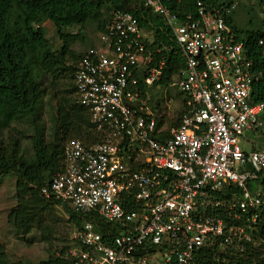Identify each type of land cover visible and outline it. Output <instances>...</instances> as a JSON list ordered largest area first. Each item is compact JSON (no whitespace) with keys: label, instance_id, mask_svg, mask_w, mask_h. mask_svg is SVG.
Returning <instances> with one entry per match:
<instances>
[{"label":"built area","instance_id":"2783aa9c","mask_svg":"<svg viewBox=\"0 0 264 264\" xmlns=\"http://www.w3.org/2000/svg\"><path fill=\"white\" fill-rule=\"evenodd\" d=\"M141 1L164 17L183 58L170 83L182 96L179 123L157 126L146 88L165 62L154 65L134 14L115 10L100 48L73 73L74 95L103 139L69 140L62 170L41 193L97 213L119 233L103 238L85 222L67 256L73 264H254L244 255L248 244L264 243L250 233L264 214V145L251 144L263 138L264 101L249 100L260 73L227 23L237 2L209 8L196 0L197 16L180 23L168 0ZM257 11L264 20V0ZM232 185L239 195L218 197Z\"/></svg>","mask_w":264,"mask_h":264},{"label":"trees","instance_id":"16d2710c","mask_svg":"<svg viewBox=\"0 0 264 264\" xmlns=\"http://www.w3.org/2000/svg\"><path fill=\"white\" fill-rule=\"evenodd\" d=\"M232 1L207 0L206 3L213 8ZM165 5L180 23L189 14L192 18L197 16L196 0H168ZM237 8L238 5L227 17V23L236 33L237 40L243 43L245 55L253 64L252 69L260 73L259 80L252 85L249 100L251 103L261 102L264 101V43L259 44V40L264 42V21L258 18L259 25L253 24V28L238 27L234 21ZM248 8L249 12L257 13L254 7ZM115 10L134 14L139 26L149 35L147 48L154 56V65L164 60L161 77L146 91L157 117V126L167 123L168 127H176L179 117L169 118L161 111L163 95L159 91L153 93V89L170 86L183 67V58L175 52L172 28L163 16L146 7L141 0H0V183L7 175L15 177L16 204L7 215V222L15 235L36 232L40 240L51 244L52 234H58L53 212L56 208L66 214L72 232L82 229L85 222H92L95 231L103 238L111 239L119 233L115 225L106 222L97 213H78L70 204L41 193L42 187L62 170L64 150L69 140L77 139L88 146L103 139L102 133L91 123L89 111L78 103L74 95L75 65L86 52L78 54L71 50V44L83 38L79 32L74 33L69 29L74 26L80 29L87 23H96L98 31L102 32ZM103 14H107L108 20L102 18ZM46 22L55 27L61 41L56 48L47 38ZM69 58L72 66L66 65ZM46 73L63 78L64 88L60 94L55 87H44L41 81ZM142 78L140 74L138 79L145 89ZM47 103L51 107L48 134L44 120ZM25 130H29L30 134L27 135ZM24 138L31 143L32 156L25 153L22 144ZM260 142L259 146L262 147L264 134ZM240 192V188L232 185L223 188L218 197L227 199L230 194L239 195ZM244 222L240 220L235 223ZM247 230L250 229L247 227ZM250 233L255 238L259 236L264 239V214ZM59 240L66 239L60 236ZM73 246H77L74 239L71 245L51 249L47 258L36 262H13L8 259L4 247L0 246V264H73L67 256V250ZM201 252L205 254V260L211 257L208 248ZM244 256L247 257L246 262L264 264V243L248 244Z\"/></svg>","mask_w":264,"mask_h":264},{"label":"rangeland","instance_id":"374dc122","mask_svg":"<svg viewBox=\"0 0 264 264\" xmlns=\"http://www.w3.org/2000/svg\"><path fill=\"white\" fill-rule=\"evenodd\" d=\"M238 2V8L234 13V21L238 27L241 28H253V24L259 25V14L249 12V4L256 2L254 0H233ZM102 18H107V14H103ZM261 19V18H260ZM108 20V18L106 19ZM45 27L47 28V38L50 40L53 48H56L60 43V39L56 34L55 27L50 23L46 22ZM98 25L96 23H87L80 29L76 26L71 27V32H79L83 39L76 40L70 46L71 50L75 53L83 54L91 49L100 48V31H98ZM67 66H72L73 62L69 58L66 62ZM42 84L46 88H53L58 91V94L63 90L62 84L64 83L63 78H55L52 74L46 73L42 78ZM161 92L164 101L161 102V111L166 113L169 118L179 117L181 97L175 87L169 86L167 88H155L153 93ZM73 95V94H72ZM49 102V98L46 99ZM46 101V102H47ZM51 104V102H50ZM54 104V101L52 102ZM47 103L45 106L44 120L46 125V133L48 134L51 126L50 116L51 110ZM164 113V114H165ZM25 133L30 134L29 130H25ZM252 136V135H250ZM253 137V136H252ZM255 139V138H254ZM256 141V140H255ZM23 148L27 156H32L33 150L29 139L24 138L22 140ZM241 147L249 149L250 144L244 141H240ZM15 177L13 175H7L3 178L0 183V246L4 247L5 253L11 261L15 262L18 260H28L36 262L40 259L47 258L49 251L62 245H71L73 239V232L67 221V216L60 208L53 209L57 222L55 230L58 234H52L51 244H46L40 240L39 234L32 232L28 235L18 236L15 235L7 222V215L9 210L15 207ZM59 233H61L59 235ZM60 236H64L65 241L59 240ZM50 237V236H49ZM56 238V239H55ZM52 245V246H51Z\"/></svg>","mask_w":264,"mask_h":264},{"label":"crops","instance_id":"0c3cea01","mask_svg":"<svg viewBox=\"0 0 264 264\" xmlns=\"http://www.w3.org/2000/svg\"><path fill=\"white\" fill-rule=\"evenodd\" d=\"M254 1H256V2H251L250 4H249V6L248 7H254L255 8V10H256V12L258 13V11H257V6H258V0H254ZM232 2H234V1H232ZM260 2V1H259ZM237 5H238V2H237ZM260 17V16H259ZM261 18V17H260ZM259 18V19H260ZM261 20H263L262 18H261ZM264 21V20H263ZM181 97V103H182V96H180ZM165 113V112H164ZM166 114V113H165ZM260 141H258L257 143H251V144H254V146H255V148H258V147H260L259 145H260ZM250 147H252V145L250 146Z\"/></svg>","mask_w":264,"mask_h":264}]
</instances>
